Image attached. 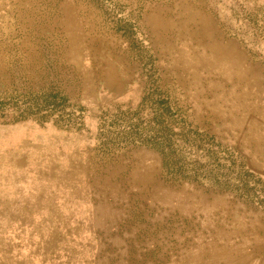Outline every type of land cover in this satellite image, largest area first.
Masks as SVG:
<instances>
[{
  "label": "rangeland",
  "instance_id": "1",
  "mask_svg": "<svg viewBox=\"0 0 264 264\" xmlns=\"http://www.w3.org/2000/svg\"><path fill=\"white\" fill-rule=\"evenodd\" d=\"M263 111L264 0H0V264H264Z\"/></svg>",
  "mask_w": 264,
  "mask_h": 264
},
{
  "label": "bare ground",
  "instance_id": "2",
  "mask_svg": "<svg viewBox=\"0 0 264 264\" xmlns=\"http://www.w3.org/2000/svg\"><path fill=\"white\" fill-rule=\"evenodd\" d=\"M206 34H207V32H206ZM208 41V40H207ZM222 43V42H221ZM186 48V47H185ZM193 51V50H192ZM194 52V51H193ZM243 71V70H242ZM234 78V77H233ZM238 78V77H237ZM239 79V78H238ZM235 82V81H234ZM249 82V81H248ZM224 84V83H223ZM243 85V84H242ZM239 86V85H238ZM234 88V87H233ZM238 88V87H237ZM247 88V87H246ZM234 93V92H233ZM237 93V92H236ZM256 112V111H255ZM264 112V111H263ZM262 113V112H261ZM254 115V114H253ZM257 120V119H256ZM246 121V120H245ZM242 122H243V120H242ZM260 122V121H259ZM249 124V123H248ZM244 129V128H243ZM255 129V128H254ZM249 131H250V129H248ZM251 130H253V129H251ZM256 130H258V129H256ZM255 133V132H254ZM257 137V136H256ZM256 141V140H255ZM259 144V143H258ZM261 144V143H260ZM261 151V150H260ZM205 249V248H204ZM209 254V253H208ZM201 261V260H200ZM207 263V262H206Z\"/></svg>",
  "mask_w": 264,
  "mask_h": 264
}]
</instances>
